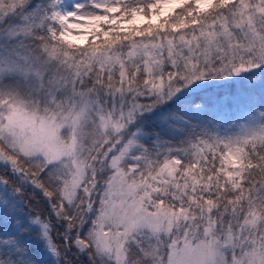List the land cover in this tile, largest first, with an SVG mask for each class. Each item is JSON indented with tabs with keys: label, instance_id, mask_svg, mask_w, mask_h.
<instances>
[{
	"label": "snow or ice",
	"instance_id": "1",
	"mask_svg": "<svg viewBox=\"0 0 264 264\" xmlns=\"http://www.w3.org/2000/svg\"><path fill=\"white\" fill-rule=\"evenodd\" d=\"M81 256L264 264V0H0V264Z\"/></svg>",
	"mask_w": 264,
	"mask_h": 264
},
{
	"label": "rangeland",
	"instance_id": "2",
	"mask_svg": "<svg viewBox=\"0 0 264 264\" xmlns=\"http://www.w3.org/2000/svg\"><path fill=\"white\" fill-rule=\"evenodd\" d=\"M77 2L84 3L85 0H63V3H64L65 7L68 10H71L72 7L74 6V4L77 3ZM35 3H40V2L37 1ZM89 7H90V5H89ZM47 123L52 127V129H53V131L55 133L54 137L52 138V143H51V146L53 148H55V149H58V150H63L64 149L65 145L60 143V141L64 140L65 137L68 138V142L70 143L72 136H74V135L83 136V133H81L76 126H72V128L69 130L68 133H63L60 128H56L55 127L56 124L59 123V121H57L55 118L47 121ZM36 124H37V127H39L40 121L37 120ZM62 127H63V125H61V128ZM29 134H31L30 131H29ZM43 139L45 140V142L48 141V137L47 136H45ZM79 144H80V140L78 141V145ZM78 145H74L73 146V151L74 152L77 151Z\"/></svg>",
	"mask_w": 264,
	"mask_h": 264
},
{
	"label": "trees",
	"instance_id": "3",
	"mask_svg": "<svg viewBox=\"0 0 264 264\" xmlns=\"http://www.w3.org/2000/svg\"><path fill=\"white\" fill-rule=\"evenodd\" d=\"M37 1L41 2V0H34V2H37ZM44 2H47V0H44ZM84 135H87L86 130L83 132V136ZM80 144H83V139L80 140ZM86 260L87 258L85 256H81L80 261H77L76 264H86Z\"/></svg>",
	"mask_w": 264,
	"mask_h": 264
}]
</instances>
